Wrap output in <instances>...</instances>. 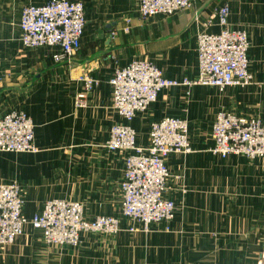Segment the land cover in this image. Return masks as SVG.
I'll return each mask as SVG.
<instances>
[{
  "label": "crops",
  "instance_id": "1",
  "mask_svg": "<svg viewBox=\"0 0 264 264\" xmlns=\"http://www.w3.org/2000/svg\"><path fill=\"white\" fill-rule=\"evenodd\" d=\"M46 1L0 0V114L26 112L39 148L0 152V183L19 184L28 219L59 198L81 202L87 218L121 216L126 153L105 144L112 124L126 120L114 109L110 79L117 67L141 58L168 78L195 80L197 33L220 32L215 13L225 2L230 26L250 36L253 83L167 88L135 117L136 142L143 147L153 122L167 115L189 122L192 151L167 158L168 196L177 205L171 222L132 233L123 218L119 233L84 232L75 247L47 245L42 231L27 223L24 235L0 247V264H264V158L211 151L220 112L264 119V0H195L190 9L147 21L140 19L139 0H73L85 6L86 29L72 64L53 60L58 47H22L23 6ZM85 74L98 84L80 106Z\"/></svg>",
  "mask_w": 264,
  "mask_h": 264
},
{
  "label": "built area",
  "instance_id": "2",
  "mask_svg": "<svg viewBox=\"0 0 264 264\" xmlns=\"http://www.w3.org/2000/svg\"><path fill=\"white\" fill-rule=\"evenodd\" d=\"M195 0H139L141 20L159 15H174L190 9ZM229 4L216 11L220 32L205 29L197 33L199 71L195 80L168 78L151 60L134 58L117 67L110 79L114 109L126 123H113L105 147L122 151L125 156L124 179L121 182L123 203L121 216L96 215L87 218L79 201L50 199L43 209L28 219L23 215V199L16 183H0V243L12 244L22 235L27 223L46 228L49 243L78 246L84 232L114 235L122 229V219L130 221L128 231L150 232L154 225L171 222L177 213L175 201L168 196L170 170L167 158L173 153H190L189 122L185 116L167 115L151 124L150 143L138 145L132 123L147 111L159 94L180 85H204L225 89L253 83L249 68L251 39L247 30L232 28ZM195 19L199 21V14ZM212 24V19L204 26ZM21 44L26 49L54 47L56 63L72 64L81 49L86 29L85 6L80 1L47 0L42 5L23 6ZM84 85L78 94V105L85 106V96L98 84L88 74L81 77ZM128 122V123H127ZM214 146L211 151L221 157L244 155L264 158V121L220 112L213 125ZM35 124L23 111L0 114V152H36Z\"/></svg>",
  "mask_w": 264,
  "mask_h": 264
},
{
  "label": "rangeland",
  "instance_id": "3",
  "mask_svg": "<svg viewBox=\"0 0 264 264\" xmlns=\"http://www.w3.org/2000/svg\"><path fill=\"white\" fill-rule=\"evenodd\" d=\"M258 119H260V118H258ZM260 120L264 121V119H260ZM36 147H37L36 152H38V151H39V148H38L37 145H36ZM36 152H15V153H36ZM241 156H244V155H241ZM7 184H9V183H7ZM16 184L19 186L18 183H16ZM19 188H20V186H19ZM20 190H21V188H20ZM21 197H22V192H21ZM22 199H23V197H22ZM70 201H71V200H70ZM30 224H31V223H30ZM33 227H35L36 229H40V230L42 231V236H43V241H44V243H46L47 245H60V244L49 243V242L46 240V237H45V231H46V228H45V227H43V226L39 227V226H34V225H33ZM25 233H26V229L23 230L22 235H24ZM0 234H1L2 236L7 237V238L10 237L9 234H4V230H3V228L0 229ZM20 236H21V235H20ZM20 236H19V237H20ZM17 238H18V237H17ZM15 241H16V240H15ZM15 241H14V242H15ZM14 242H13V243H14ZM13 243H12V244H13ZM8 245H11V244L0 243V247H5V246H8ZM61 246H63V245H61ZM66 246H70V245H66ZM70 247H72V246H70Z\"/></svg>",
  "mask_w": 264,
  "mask_h": 264
},
{
  "label": "water",
  "instance_id": "4",
  "mask_svg": "<svg viewBox=\"0 0 264 264\" xmlns=\"http://www.w3.org/2000/svg\"><path fill=\"white\" fill-rule=\"evenodd\" d=\"M113 26V24L112 25H108V32H111V27Z\"/></svg>",
  "mask_w": 264,
  "mask_h": 264
},
{
  "label": "bare ground",
  "instance_id": "5",
  "mask_svg": "<svg viewBox=\"0 0 264 264\" xmlns=\"http://www.w3.org/2000/svg\"><path fill=\"white\" fill-rule=\"evenodd\" d=\"M188 153V152H187Z\"/></svg>",
  "mask_w": 264,
  "mask_h": 264
}]
</instances>
